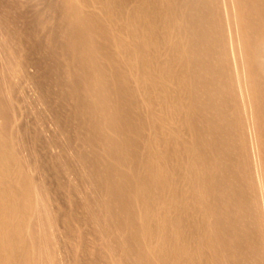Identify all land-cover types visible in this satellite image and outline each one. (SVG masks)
<instances>
[{
	"label": "rangeland",
	"instance_id": "rangeland-1",
	"mask_svg": "<svg viewBox=\"0 0 264 264\" xmlns=\"http://www.w3.org/2000/svg\"><path fill=\"white\" fill-rule=\"evenodd\" d=\"M123 1L120 38L144 54L137 64L141 83L132 87L128 75L135 70L127 62L135 65L133 56L127 48L120 55L114 24L105 19L106 4L116 0H0V135L15 155L14 177L31 182L34 210L24 237L35 264H140L138 231L124 225L130 211L118 189L122 158L113 149L144 158L153 138L159 166L173 182L158 199L176 202L167 227L180 230L173 245L186 250L187 264H264L254 170L243 169L242 149L255 132L239 109L247 98L235 90L254 77L258 92L251 99L262 120L264 56L248 61L239 51L243 42L231 54L232 16L227 20L225 10L237 1ZM256 6L260 14L252 18L263 20L264 0ZM233 32L244 34L242 27ZM90 45L100 55H88ZM106 79L113 81L110 90ZM114 111L121 113L115 126L130 134L126 149L109 126ZM153 114L160 117L154 124ZM263 120L256 129L264 146ZM194 148L202 178L191 170ZM199 178L211 185L207 196H196L208 214L193 194Z\"/></svg>",
	"mask_w": 264,
	"mask_h": 264
},
{
	"label": "bare ground",
	"instance_id": "bare-ground-1",
	"mask_svg": "<svg viewBox=\"0 0 264 264\" xmlns=\"http://www.w3.org/2000/svg\"><path fill=\"white\" fill-rule=\"evenodd\" d=\"M99 1L101 2L102 0H99ZM111 1H114V0H111ZM235 1H237L238 3L237 6H232L231 9L226 8L225 10L227 20L230 16H232V20L230 19L228 20V30L230 31L229 38H230V43H231V48H232L231 54H234V52H236L235 48H233L235 43L241 42L242 44L243 42V51L241 50L239 51L243 52L242 55H245L248 58V61H251V60L256 61L261 56L262 57L264 56V19L263 20L259 18L254 19L252 18V16L253 14H258V15L260 14V9L256 6V4L260 2L261 0H235ZM123 4H124L123 0H116L114 4L113 2H111L108 5L106 4V6L108 7L106 9H108V11H106L107 13L105 12L106 15L105 14L104 15L106 16L105 19L108 22L107 24H109L110 22L109 26L111 24H114L113 25L114 27L112 26L113 27L112 32L116 34L115 40L117 42H115V44L120 52V55L122 54L124 57L125 54L123 52H125V50L127 52V49H128L131 51V55L133 56L132 58L135 62V65L132 62H130L131 58L130 59L127 58L129 60V61L127 60L128 61L127 65L131 67V70H135L133 72L134 76H132V78H129L131 77L130 75L132 73L129 72V75H128L129 80L130 79L134 80V81L131 80L132 82H134L133 85H131L132 87L134 86V84L138 85L141 83V75L137 69L138 68L137 64H139L138 62L139 60H142L141 58L144 54L142 53L141 49L136 43L132 41H126V40L124 41L122 38H120L121 31H122L121 29L122 25L118 17L119 18L121 17V8L123 7ZM238 19H239V22H238ZM78 20L80 19L78 18ZM240 27L243 28V32H244L242 36H237L234 32L231 34L232 30L237 31ZM132 33H136V31H132L131 34ZM89 47L90 48L87 49L88 55H91V57H97V55H100L98 54V49H99L98 46H97L98 49L91 48V45ZM116 49L114 50L116 51ZM115 54H118V53H115ZM126 56H127V53L125 57ZM184 57L185 55L181 58H182V61L184 60V63H185L186 59ZM94 60H95V63L98 62L96 58ZM92 65H94V63ZM98 69L100 68L98 67ZM97 71L100 72V70H97ZM116 71L117 73H120L119 70H116ZM125 73H128V72L125 71ZM251 74H252L251 71L247 70V75L249 77L252 76ZM99 77L101 78V75L98 76V78ZM117 80H116V83H118ZM250 80L251 82L249 83V85L246 84L247 87L240 80L235 90L236 91L238 90L243 100L245 99V96L247 98L245 103L242 104L243 106L240 107L239 109L244 113V115H246L248 129H250V131L253 130L255 132L253 133L254 138L251 137L253 139H251L252 141L250 140L251 141L250 147L242 149L247 157V159L243 162L244 163L243 169H249L250 173L252 169L254 170L251 173L252 180H251L250 185H251L252 190H254L255 195L258 198V204L261 210L260 216H259V219H260L259 224H260V229H262L264 228V146L260 145V138L262 137L263 133L261 130H259V128L256 129V127H257V124L259 125L262 124L261 121L264 119V117L261 120L259 115L257 116V113L260 110V107H259L258 102L255 101L254 103L251 97H253L255 94L257 95L258 85L255 82L254 77L253 79H250ZM106 82H107V79H106ZM111 82L113 81H110L109 83V80H108L107 82L108 83L107 86L109 88L108 90H110L111 86L109 87V85H111ZM129 83L131 82L129 81ZM112 90H114V88L111 89V91ZM250 94L252 96H250ZM134 96H135V93H134ZM119 105L120 104H118V106ZM118 106L115 108H118ZM186 106L191 107L189 103H187ZM109 107L111 108V106ZM110 108L108 109L109 111H111ZM120 114L118 111H116L113 114V118L109 122V126L111 127V129H113L112 131H114L113 136L115 138V141L116 143L118 142L119 144L120 142L121 143L125 142L127 139V136L130 137L129 136L130 134L128 132H124L123 129H119L117 128V126H115V124L118 125L117 122L119 121L118 119H119ZM159 118H160L159 116L157 117L156 114L155 115L153 114L152 123L154 124L155 120L156 119L158 120ZM116 120L118 121L114 123V121ZM134 122L136 123V121ZM137 123H138V120H137ZM125 125L127 124L125 123ZM128 125L131 126L130 124ZM239 126L242 127L241 123ZM119 127H120V124H119ZM131 132L133 133V131ZM136 132L137 131H135V134ZM135 134L133 133L132 136H135ZM132 138L133 137H131V141L134 139L135 140L138 139L137 137H135L134 139ZM154 139L155 138H153V141L151 142V144H148L149 150H148L147 156L144 155V158L141 157V155L135 154L133 150L128 153V151H126L128 149L126 146L127 143H125V145L123 143V146L125 147V149L127 148L124 151L121 148L122 146L120 145L118 146L114 144V149H113L114 153L118 150L119 157L122 158L120 159L122 160L121 161L122 163L119 162L120 164H122L121 167H119L120 169H118V166L120 164L116 166L117 167L116 169L119 170L118 172L122 173V177H118V179L122 178V182H119V184L121 183L120 185L122 186H120V188L118 189L120 190L121 187H123L124 189L121 192L125 193V196H126L122 198L123 201L121 202V204H123L124 202V207L122 208L126 207L130 211L129 212L127 209V212H129L128 213L129 217L125 221L124 225L126 224L125 226L126 227L128 226L129 227L128 229H130L131 231L132 229L137 230L138 231L137 236H140L141 243L137 242L140 244V246H138L139 251H137L138 253H136L137 254L136 258H139L138 259L139 261L138 262L136 261L137 263H140V264H187L188 253L186 252V250L183 248L181 249L176 248L173 245L174 244L173 241L176 239V237L180 235V230L179 229L176 230L175 227L173 226L167 227L169 225V224L167 225V223L169 222L170 224L173 223L172 221L174 220V216L171 217L170 215L172 214L174 215V210L176 208V202L171 197L170 201L167 199L168 200L167 202L165 201L160 204L159 199H158V196L161 195L160 194L161 192L162 194L163 192H165L164 193L165 195L167 194L166 192H171L173 182H172V179L169 178V175L167 174V170L165 171L163 170L164 168L162 169L159 166L157 150H156V140ZM127 140L130 141V138ZM135 140L132 142H135ZM110 141L112 140L110 139ZM110 143L109 145H111ZM113 143H115L114 140H113ZM135 144H137V142L134 143V145ZM128 146H129V142H128ZM136 146L137 145H135V147ZM190 154L192 157L191 158L192 160L191 170H194L195 172H197L200 175L199 177L202 178V176H204L203 169L198 164V163H201L200 162L201 159L199 155L197 154L195 148H194V153H192L190 149ZM118 158L116 160H119ZM125 162L128 164L125 165ZM129 165L134 166L132 168L134 170L133 171L131 170L132 172H130L129 170V168H131L129 167ZM251 165H252V169H251ZM16 170H17V167H16V162H15V155L9 149L7 143L0 135V264H35L36 257L34 255V252L30 250L29 246H27L28 243L26 241L28 240L25 241V237H24L30 228L29 215L31 214L32 210H34V205L30 198V194H31V186H30L31 184L30 183L31 182L27 178H24L22 181L17 180L14 177ZM200 178L198 179V181L192 184V189H193V194H194L195 199H196V196L198 198H201V197L204 198L205 196H207V193L210 192L211 185H209L208 183L206 184L205 181H203L204 179L201 181ZM157 199H158V202H157ZM196 203H197L196 205L201 207V210H204L205 214H208L209 212L208 207H203L204 204L199 202V200ZM181 219L178 221L180 222ZM159 222H163L164 226H162V224ZM214 247L215 246L213 245L210 249H214ZM262 249H263L262 252L264 253V244H263Z\"/></svg>",
	"mask_w": 264,
	"mask_h": 264
}]
</instances>
